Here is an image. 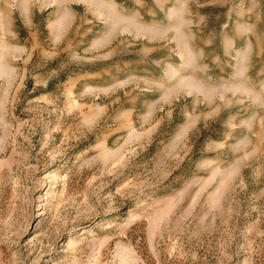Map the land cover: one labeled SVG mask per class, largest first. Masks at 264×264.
Instances as JSON below:
<instances>
[{"label": "rangeland", "instance_id": "rangeland-1", "mask_svg": "<svg viewBox=\"0 0 264 264\" xmlns=\"http://www.w3.org/2000/svg\"><path fill=\"white\" fill-rule=\"evenodd\" d=\"M0 264H264V0H0Z\"/></svg>", "mask_w": 264, "mask_h": 264}]
</instances>
